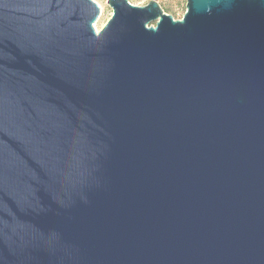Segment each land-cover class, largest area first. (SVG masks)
<instances>
[{
	"label": "water",
	"instance_id": "95a60500",
	"mask_svg": "<svg viewBox=\"0 0 264 264\" xmlns=\"http://www.w3.org/2000/svg\"><path fill=\"white\" fill-rule=\"evenodd\" d=\"M0 0V264H264V0Z\"/></svg>",
	"mask_w": 264,
	"mask_h": 264
},
{
	"label": "rangeland",
	"instance_id": "374dc122",
	"mask_svg": "<svg viewBox=\"0 0 264 264\" xmlns=\"http://www.w3.org/2000/svg\"><path fill=\"white\" fill-rule=\"evenodd\" d=\"M95 2L100 8V15L96 23L93 24V27L96 32L100 31V29L106 24V22L110 19L112 11L107 6V0H92ZM131 5L136 7H143L147 5L152 0H127ZM156 1L164 13L172 16L174 20H179L184 14L185 11V2L186 0H154Z\"/></svg>",
	"mask_w": 264,
	"mask_h": 264
},
{
	"label": "trees",
	"instance_id": "16d2710c",
	"mask_svg": "<svg viewBox=\"0 0 264 264\" xmlns=\"http://www.w3.org/2000/svg\"><path fill=\"white\" fill-rule=\"evenodd\" d=\"M163 10V9H162Z\"/></svg>",
	"mask_w": 264,
	"mask_h": 264
}]
</instances>
